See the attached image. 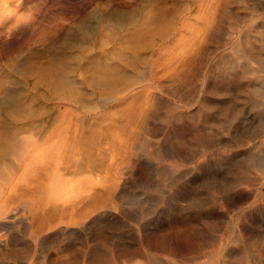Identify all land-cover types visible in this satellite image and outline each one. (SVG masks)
<instances>
[{
    "label": "bare ground",
    "instance_id": "bare-ground-1",
    "mask_svg": "<svg viewBox=\"0 0 264 264\" xmlns=\"http://www.w3.org/2000/svg\"><path fill=\"white\" fill-rule=\"evenodd\" d=\"M22 1L0 0V25ZM178 1L86 10L51 108L0 124V229L21 246L2 263L264 264V34L203 71L230 0ZM246 1L264 23V0Z\"/></svg>",
    "mask_w": 264,
    "mask_h": 264
},
{
    "label": "rangeland",
    "instance_id": "rangeland-1",
    "mask_svg": "<svg viewBox=\"0 0 264 264\" xmlns=\"http://www.w3.org/2000/svg\"><path fill=\"white\" fill-rule=\"evenodd\" d=\"M107 1H114V4L117 5L120 3L121 5L124 0H23L20 7L18 9L15 8L18 10L16 13L13 12V9L12 12L8 10L11 12L12 19L8 21L9 23H7V25L6 23H1L2 26L0 25V124L5 125L6 122V125L9 124L8 126H10L13 122L14 125L18 126L19 124L20 126L29 121L27 123L31 125L40 119V113L36 110L38 105L39 107L44 105L46 108H51L52 100L50 96H52V92H50V89L53 91L54 86L52 81L54 80V71L57 63L53 61H57L56 51L60 46L59 44H62L61 41L63 39L68 38V29L71 28L70 26L72 24L78 22L82 17L81 15L92 8V10H94L99 7L96 9L99 11L104 2L106 3ZM165 1L169 5L172 3V5H178V2H180L178 0H171V2L170 0ZM181 1L185 2V0ZM187 1L188 0H186V2ZM227 2L228 8L231 9L229 17L225 20H228V22L232 21L234 24L232 25V30L230 29L231 25L229 26V24H227L228 28L226 30L231 31V33L226 35L225 40L218 48L211 49L210 53H202L203 56H208V59H206L204 63L203 71H205L218 58V54L221 51L223 52L231 41L233 42L236 40L239 35L248 33L250 37L257 42L261 34H264V23L260 21L254 23V20L251 19V15L247 12L248 2L246 0H230ZM262 38H264V36H262ZM210 43H207L205 48L207 46L209 48L211 46ZM67 46L62 49L64 55H67ZM205 48H203V50ZM208 48L206 50H208ZM64 55L62 57V64H65L67 61ZM14 62L17 63L15 65H19L17 66L18 68L13 67ZM204 67L206 68L204 69ZM198 89H200V86H198ZM9 94L10 96H8ZM45 94L46 96L48 94L50 98L48 96L46 98ZM40 97L44 98V100ZM171 99L177 101L179 104L184 101L180 105H184V108L187 106V108H190V103L184 99L175 97ZM48 104L50 106H48ZM180 108L182 109L183 107ZM34 112H36L35 114H37V117ZM8 121L9 123H7ZM6 160L9 161V159ZM9 163L11 164V162ZM9 163L7 162V164ZM124 205L127 204L124 203ZM11 238L8 229H0V260L2 257H5L7 253L11 254L13 250H19L18 248L21 247L19 242H14L15 240ZM7 249L9 250L7 251ZM65 253L66 251L61 250L59 253H56V255ZM8 258L10 259V264H14L17 260V258L16 260L12 257ZM55 258L59 259L58 256H55ZM33 260L35 261V259ZM38 260L36 259L35 262L32 261V264H38ZM27 261L28 259L22 261V263L26 264ZM0 264L6 263L0 261Z\"/></svg>",
    "mask_w": 264,
    "mask_h": 264
}]
</instances>
